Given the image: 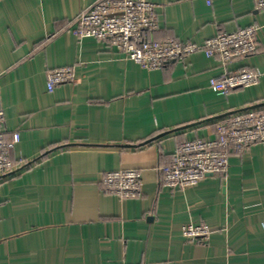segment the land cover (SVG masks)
Instances as JSON below:
<instances>
[{
	"label": "crops",
	"instance_id": "crops-1",
	"mask_svg": "<svg viewBox=\"0 0 264 264\" xmlns=\"http://www.w3.org/2000/svg\"><path fill=\"white\" fill-rule=\"evenodd\" d=\"M97 0H0L2 138L15 171L0 179V264H264V143L229 156L228 172L172 190L157 168L177 147L215 136L225 115L264 104V11L254 0H148L150 41L202 44L258 27L257 50L226 67L203 53L144 69L75 18ZM74 81L47 90V73ZM250 69L258 83L225 96L209 81ZM138 170L139 196L102 191L104 173ZM205 225V242L183 225Z\"/></svg>",
	"mask_w": 264,
	"mask_h": 264
},
{
	"label": "built area",
	"instance_id": "built-area-1",
	"mask_svg": "<svg viewBox=\"0 0 264 264\" xmlns=\"http://www.w3.org/2000/svg\"><path fill=\"white\" fill-rule=\"evenodd\" d=\"M255 9L264 11V0H254ZM157 5L148 0H97L83 10L73 21L72 35L77 39L91 37L116 49L126 60L144 69L163 67L170 61H183L190 55L203 53L207 58L217 57L226 67L233 61L254 54L257 50L258 27L252 25L229 33H218L202 44L180 42L174 39L150 41L147 34L157 28ZM259 73L250 69L224 73L209 81V88L225 96L237 89L249 88L258 83ZM71 69L63 67L47 73V90L72 83ZM5 121L0 101V179L11 175L15 166L9 159V150L19 141L14 134L12 142L2 138ZM256 143H264V104L251 106L225 115L219 120L215 136L197 138L180 144L170 164L157 168L163 186L184 190L196 186L201 180L227 174L229 156ZM102 191L120 199L139 196L141 173L138 170L106 172L101 177ZM181 234L187 241L205 242L210 230L205 225L188 223Z\"/></svg>",
	"mask_w": 264,
	"mask_h": 264
},
{
	"label": "water",
	"instance_id": "water-1",
	"mask_svg": "<svg viewBox=\"0 0 264 264\" xmlns=\"http://www.w3.org/2000/svg\"><path fill=\"white\" fill-rule=\"evenodd\" d=\"M208 177L212 176V175H207Z\"/></svg>",
	"mask_w": 264,
	"mask_h": 264
}]
</instances>
